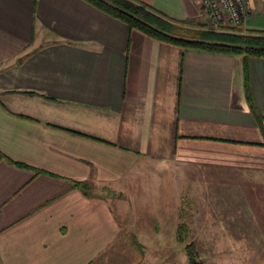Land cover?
<instances>
[{
  "label": "crops",
  "instance_id": "0c3cea01",
  "mask_svg": "<svg viewBox=\"0 0 264 264\" xmlns=\"http://www.w3.org/2000/svg\"><path fill=\"white\" fill-rule=\"evenodd\" d=\"M135 1L172 40L83 0H0V264H140L149 173L177 207L231 206L227 234L264 264V57L176 40L207 30L196 0ZM250 1L244 29L264 31Z\"/></svg>",
  "mask_w": 264,
  "mask_h": 264
},
{
  "label": "rangeland",
  "instance_id": "374dc122",
  "mask_svg": "<svg viewBox=\"0 0 264 264\" xmlns=\"http://www.w3.org/2000/svg\"><path fill=\"white\" fill-rule=\"evenodd\" d=\"M156 10L164 16H168L160 10ZM204 28L206 29L205 25ZM164 177L163 173H160L159 179H155V187H149V185H152L151 173H149L147 187L145 189L139 188L135 193L137 198L135 197L134 201L139 200L141 195H147L148 203L145 208L148 210L142 214V218L144 215L153 216L156 229L154 233L150 227L146 226L130 230L136 232V238L143 245L139 251L132 247L133 254L135 256L139 255L140 264H186L185 245L190 242L194 245L198 258L203 264H246L248 255L253 261V258L262 254L258 251L244 254L242 250L243 237L227 234V219H230L234 214L231 206L191 204L185 205L186 209L177 207L179 203L176 204L177 198L173 195L172 188L169 189L168 193V185L163 183L162 186L161 184V180H164ZM110 191V189H102L101 194L109 195ZM128 196L130 199L131 195L128 194ZM131 205L129 203L127 209V228H129L128 224L131 222L130 219L132 217ZM214 208H217L218 212L211 211ZM132 212L135 211L132 210ZM138 221L140 223V220ZM146 221L144 219L143 223ZM235 222L237 221L235 220ZM181 224L185 228H179V232L182 233L184 231L185 236L182 241H178L176 239V233L178 232L176 226ZM244 238H251L252 248L256 247L254 243L258 242L259 239L257 236ZM126 260V256H115L110 261L108 260L106 264H123V261ZM133 262L131 261L127 264H133Z\"/></svg>",
  "mask_w": 264,
  "mask_h": 264
},
{
  "label": "trees",
  "instance_id": "16d2710c",
  "mask_svg": "<svg viewBox=\"0 0 264 264\" xmlns=\"http://www.w3.org/2000/svg\"><path fill=\"white\" fill-rule=\"evenodd\" d=\"M96 9L122 21L127 29H137L142 33L160 39H171L168 35L162 33L161 29H173L174 25L168 24L167 20L153 11L146 5L135 0H83ZM198 35V34H197ZM201 38L197 40H179L182 44H187L196 48L223 52L228 54H239L243 59L248 57H264V31L263 30H245L244 33L237 31L215 32L211 30H202ZM245 74V64L243 65ZM246 86V76L244 79ZM246 98L249 99L245 88ZM76 188H79L85 195L88 194V187L83 182H75ZM179 228H185L183 225L178 226L176 239L182 241L185 236L184 231L179 232ZM135 246L140 247L134 241ZM186 264H202L198 258L193 244L185 245Z\"/></svg>",
  "mask_w": 264,
  "mask_h": 264
},
{
  "label": "built area",
  "instance_id": "2783aa9c",
  "mask_svg": "<svg viewBox=\"0 0 264 264\" xmlns=\"http://www.w3.org/2000/svg\"><path fill=\"white\" fill-rule=\"evenodd\" d=\"M207 30L244 33V21L251 11L250 0H196Z\"/></svg>",
  "mask_w": 264,
  "mask_h": 264
}]
</instances>
